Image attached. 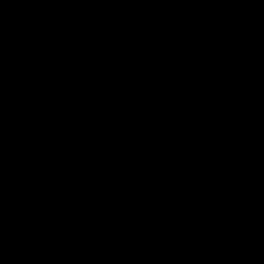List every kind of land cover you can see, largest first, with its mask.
<instances>
[{
  "label": "water",
  "instance_id": "water-1",
  "mask_svg": "<svg viewBox=\"0 0 264 264\" xmlns=\"http://www.w3.org/2000/svg\"><path fill=\"white\" fill-rule=\"evenodd\" d=\"M0 264H264V0H0Z\"/></svg>",
  "mask_w": 264,
  "mask_h": 264
}]
</instances>
